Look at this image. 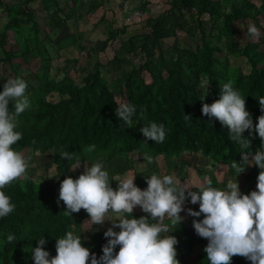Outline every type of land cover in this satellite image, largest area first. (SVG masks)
Returning a JSON list of instances; mask_svg holds the SVG:
<instances>
[{
  "label": "trees",
  "instance_id": "16d2710c",
  "mask_svg": "<svg viewBox=\"0 0 264 264\" xmlns=\"http://www.w3.org/2000/svg\"><path fill=\"white\" fill-rule=\"evenodd\" d=\"M36 1L40 2L39 11L43 16L31 9ZM105 1L0 0V15L6 18L0 23V71L7 63L13 78L26 80V95L30 100V108L17 117L15 130L22 134V139L12 146L14 150L27 149L34 157H47L45 166L53 165L61 181L66 176L78 178L72 170L76 163L90 167L102 162L113 189L118 184L113 178L126 172L136 175L134 183L141 190L147 187L145 177L152 174L172 175L183 182L189 169L202 173L197 165L199 155L226 165L230 173L236 174L231 165L233 161L240 162L241 149L229 139L226 126L201 114L199 99L205 81H210L208 95L203 101L208 104L219 99L220 87L231 81L245 97L246 110L253 124L262 114L258 100L264 97V50L261 48L264 35L260 32L258 38L251 37L246 26L247 40H238L236 24L251 20L264 31V0H260L259 5L251 0H236L229 8L226 0H167L166 9L145 18L144 30L127 36H122L127 25L114 27V22H108L103 13L98 22L105 24L107 36L100 50L118 41L112 56L105 62L93 55V46L79 39V30L68 32L53 42L54 34L67 28L69 21L83 19L102 7ZM146 4V1L141 4L144 12L149 11ZM186 37L196 40L186 43ZM168 38H172V43L165 47L164 40ZM48 44L54 45L58 52L70 46L86 52V64L79 67L82 73L79 83L64 68H59L60 78L51 77V60L55 57ZM136 55L141 59L138 64L134 63ZM230 56L244 59L246 70L239 64H231ZM18 58L25 64L37 58L39 67L27 76L21 63L14 61ZM70 62L76 65L78 60L67 58L66 64ZM145 73L149 81L145 80ZM8 79L0 73V91ZM52 93L57 94L55 101L48 99ZM121 102L131 103L137 109L131 128L115 115ZM8 108L13 111L11 102ZM184 116L191 119L185 120ZM151 122L164 126L166 136L162 143L145 140L140 132ZM244 137L250 140L248 151L254 153L260 148L255 132L249 136L245 131ZM91 145L95 148L88 151ZM62 151L72 153L73 159H61ZM145 155L152 157L151 161L144 159ZM159 156L163 159V172L157 160ZM139 163L144 166L136 169ZM259 171L251 166L242 172L248 192L256 189ZM205 172L212 186L226 187L227 183L217 182L210 170ZM199 187L191 190L197 191ZM2 190L15 208L8 216L0 218V264H34L30 250L37 246L40 236L47 241L44 250L50 257L55 256V239L69 230L79 234L82 246L97 258L102 255V246L107 242L103 233L107 229L103 224L85 223L88 216L83 209L72 213L71 217L66 216L63 202L57 203L59 187L51 188L29 177L28 180H15ZM184 205L186 213L189 208L199 210L198 204L190 207V198ZM142 215L147 214L138 207L133 218ZM201 219L203 214L200 217L188 215V221L181 220L169 233L178 241L175 248L179 264H188L185 257L197 244L208 243L193 227V220ZM113 230L119 231L118 228ZM8 234L15 236L11 243L6 242ZM203 249L197 252L193 264H207ZM118 250L119 246L115 251ZM231 264L251 262L234 256Z\"/></svg>",
  "mask_w": 264,
  "mask_h": 264
},
{
  "label": "clouds",
  "instance_id": "9594fccd",
  "mask_svg": "<svg viewBox=\"0 0 264 264\" xmlns=\"http://www.w3.org/2000/svg\"><path fill=\"white\" fill-rule=\"evenodd\" d=\"M248 34L258 38L259 30L250 24ZM209 83L205 81L202 85L201 114L226 126L229 139L240 147L241 160L239 163L233 161L231 165L236 176L245 167L260 169L256 190L241 194L236 179L224 189L212 186L208 179L197 191H192L172 175L161 177L157 174L145 177L147 187L144 190L135 185L136 175L117 181V187L113 189L103 163L95 162L84 167L78 178L66 176L60 182L57 203L63 202L66 216L85 210L88 216L85 223L91 226L111 221L112 226L103 233L107 242L102 246V255L97 258L82 246L81 236L69 230L63 237L55 239L56 255L52 257L43 247L47 241L40 236L37 246L30 250L34 264H179L175 248L178 241L169 233L181 222L180 213L185 210L188 198L191 204L199 205L198 211L187 209L188 215L200 217L203 214V219L193 220V227L199 237L208 241L203 249L207 264H231L234 256L243 257L251 264H264V97L258 100L262 114L253 124L251 114L246 110L245 97L231 81L220 87L219 99L211 104L204 103ZM27 88V81L17 77L5 81L0 91V218L8 216L15 208L2 189L20 178L29 179V158L12 147L22 139V134L15 130L17 117L30 108ZM10 102L13 111H9ZM136 111L135 105L121 102L115 115L131 128ZM184 118L191 119L190 116ZM245 131L249 136L255 132L260 139V148L254 153L248 151L250 140L244 137ZM140 132L145 140L156 143H162L166 136L164 126L155 122L143 126ZM94 148L91 145L87 150ZM60 157L71 160L73 154L62 151ZM144 159L151 161L152 157L145 155ZM137 207L147 215L133 218ZM110 215L116 217L115 221L109 218ZM14 240L13 234L7 235V243ZM117 246L119 250L115 251Z\"/></svg>",
  "mask_w": 264,
  "mask_h": 264
},
{
  "label": "rangeland",
  "instance_id": "374dc122",
  "mask_svg": "<svg viewBox=\"0 0 264 264\" xmlns=\"http://www.w3.org/2000/svg\"><path fill=\"white\" fill-rule=\"evenodd\" d=\"M147 2L146 7L149 11L144 12L141 9V4L144 2ZM233 1L236 0H226L225 4L228 6V8L231 6ZM256 5L260 4V0H251ZM168 7L167 0H106L102 7L97 9L95 12L86 15V17H83V19H80L78 21H69L67 28L63 29L60 32H57L53 36V42L57 40L59 37L66 36L68 32H73L76 30L80 31L79 39L87 44V46L91 45L93 46V55L97 57L98 60L101 62H105L106 59L110 58L113 53V49L118 46V41L115 40L109 44V46L104 50H100L101 42L102 40L107 36V32L105 29V24L103 22H98L99 18L104 13L106 19L108 22H114V27H122L127 25L126 33L122 36H127L129 34H132L136 31H142L145 28V18L148 16H156L158 13L162 12L164 9ZM40 8V2L36 1L31 4V9L38 14L39 16H43L44 13L39 11ZM4 14L0 15V23L5 21ZM41 21H45L43 17H40ZM126 23V24H125ZM255 25V22L248 20L246 24H236V39L238 40H247V33H246V26L249 27V25ZM264 26V23L262 24ZM256 26V25H255ZM43 28L44 26L41 25ZM259 30V33L261 32L262 35H264V31H261L259 27H257ZM196 39H192L191 37H186L185 42L186 43H194ZM12 41V40H11ZM172 43V38H168L164 40V46L167 47ZM223 45V42L221 43ZM51 55H53L55 58H52V68H51V77L60 78L62 75V71L59 70V68L67 69L69 72V75L77 82H80V79L82 77V73L79 71V67H84L86 64V52L85 51H77L74 47L70 46L63 50L57 51L56 47L52 44L47 45ZM261 48L264 50V44H262ZM224 49V48H223ZM224 52L225 49L223 50ZM72 59L76 58L78 60V63L76 65H73L72 62L66 64V59ZM229 62L231 64H239L243 67L244 70H246L245 60L238 57H232L230 56ZM95 58H93L91 61L93 62ZM140 55H136L134 58V63L138 64L140 61ZM15 62L21 63V66L23 68V73H25L27 76H30L31 74H34V72L38 69L40 61L35 58L32 59L30 64H25L21 61V59H15ZM1 75L7 76L9 79H13V72L10 70L9 65L4 63L1 66ZM144 78L146 81H149V76L145 73ZM32 79V78H31ZM49 100H56L57 94L52 93L48 96ZM25 158H29V168L27 169V175L28 177L33 178L36 181H40L42 183H45L49 185L51 188H58L60 186L61 179L58 177L59 175L56 174V170L54 166H45L46 161H48L47 157H40L36 155H32L29 153L27 149L21 151ZM157 160L159 162L160 168L162 169V172L165 171V167L163 165V159L162 156L157 157ZM79 163H76L72 166V170L78 165ZM80 166L76 168L74 171L79 176L83 170L84 166L79 164ZM198 167L201 168L202 173H198L196 171H192V169H189L188 171V177L185 181L180 182V184L186 188H192L195 186H201L202 184L206 183L208 179V175L206 174L205 170H210L213 178L217 182L225 181L227 184L229 182H235V179L238 182L239 191L241 194H249L251 191L248 192L247 183L244 185L243 182V175L244 173H240L238 176L237 174L230 173L226 165L223 164H217L215 162H211V160L203 155L198 156ZM144 165L142 163H139L136 165V169H141ZM133 176V172H126L123 175H117L115 176L114 182L118 183L117 181L123 180L126 178H130ZM54 177V178H53ZM58 177V178H55ZM257 182V180H256ZM256 190V189H255ZM194 204L190 203V207H193ZM138 208V207H137ZM137 208L134 209L132 216L134 217V214L137 211ZM185 208V205H184ZM182 220H187V213L182 211L181 215ZM112 220L115 221L116 217L111 216ZM111 221H105L103 223V227L108 229L111 227ZM87 229V228H86ZM207 244L206 243H200L197 244L196 247L185 257L187 259L188 264H193L196 258V254L199 250L203 249Z\"/></svg>",
  "mask_w": 264,
  "mask_h": 264
}]
</instances>
